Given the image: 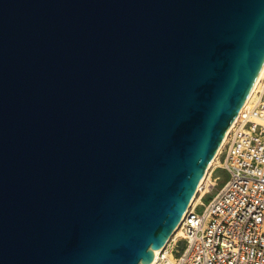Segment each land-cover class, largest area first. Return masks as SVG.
Listing matches in <instances>:
<instances>
[{
    "label": "water",
    "instance_id": "obj_1",
    "mask_svg": "<svg viewBox=\"0 0 264 264\" xmlns=\"http://www.w3.org/2000/svg\"><path fill=\"white\" fill-rule=\"evenodd\" d=\"M264 64V0H0V264H148Z\"/></svg>",
    "mask_w": 264,
    "mask_h": 264
},
{
    "label": "built area",
    "instance_id": "obj_2",
    "mask_svg": "<svg viewBox=\"0 0 264 264\" xmlns=\"http://www.w3.org/2000/svg\"><path fill=\"white\" fill-rule=\"evenodd\" d=\"M219 155L227 179L207 201L188 207L182 247L176 250L174 235L162 252L176 250L172 264H264V72L215 160ZM214 184L202 185L211 193Z\"/></svg>",
    "mask_w": 264,
    "mask_h": 264
},
{
    "label": "bare ground",
    "instance_id": "obj_3",
    "mask_svg": "<svg viewBox=\"0 0 264 264\" xmlns=\"http://www.w3.org/2000/svg\"><path fill=\"white\" fill-rule=\"evenodd\" d=\"M263 72H264V64H263V67L261 68V70H260V72H259V74H258V76H257V78H256V81H255L253 87L251 88V90H250L248 96L246 97L245 101L243 102L241 108H242V107H243V106L249 101V99L251 98V95L253 94L255 88L257 87V84H258V82H259V79H260L261 76L263 75ZM241 108H240V109H241ZM232 123H233V122H232ZM231 126H232V124H231L230 127L227 129V131H226V133H225V136H224V138H223V141L221 142V145H220L219 148L217 149L215 155H214L213 158L209 161V163L206 165L205 170H204V173H203L202 177L199 179V181H198V183H197L195 189H194V190L191 192V194L189 195V198H188L187 204H186L185 208L183 209V211H182V213H181V215H180V217H179V219H178L176 225H175V226L173 227V229L171 230V232H170V234H169L167 240L165 241L164 245H163L161 248H159V249H155V250H153V260H152L150 263H148V264H156L160 258H161V259H164V262H163L162 264H172L173 261H172L171 259L167 258V256H166L165 253H162L163 250H164V246L167 244L168 240H169L173 235H175V234H177V233L179 232V230H180L179 226H180V224H181V222H182L183 216L185 215V213H186L188 207H189L194 201H196V200H200V198L196 199V196H197V194L199 193V191H201V186H202L203 182H205L204 180H205V178H207L206 176H207V174H208V172H209V169L211 168V166H212V164H213V162H214L216 156L219 154V152H220V150H221V148H222V145H223V143H224V141H225L226 135H227L228 131L230 130ZM209 182H210V180H209ZM204 193H208V192H207L206 190H204ZM179 233H180V232H179ZM179 233H178V234H179ZM179 235L181 236L182 233H180Z\"/></svg>",
    "mask_w": 264,
    "mask_h": 264
},
{
    "label": "rangeland",
    "instance_id": "obj_4",
    "mask_svg": "<svg viewBox=\"0 0 264 264\" xmlns=\"http://www.w3.org/2000/svg\"><path fill=\"white\" fill-rule=\"evenodd\" d=\"M219 161L214 160V162H213V164H212L211 168L209 169V172L206 176L207 178H205V180H204L205 182H203V184L205 183L207 188L210 187L209 180H210V182L215 183L214 187H212L211 193H204V190H206V187L203 188V185H202L201 186V192L199 191V193L196 196V199L200 198V201H202V202L207 201L210 198V196L214 195L222 187V185L226 181L228 175H227L226 170L223 167L221 155H219ZM196 211L198 213H200L201 208H198ZM179 232L181 233L180 230H179ZM178 233L175 234V236L177 237V244H176L177 248H176V250L179 251L183 245V241L180 239V235H179L180 233L179 234ZM176 250L174 251V253H170V251H168V254H166L167 258L174 261V254H176ZM163 262H164V259L160 258L156 264H162Z\"/></svg>",
    "mask_w": 264,
    "mask_h": 264
}]
</instances>
